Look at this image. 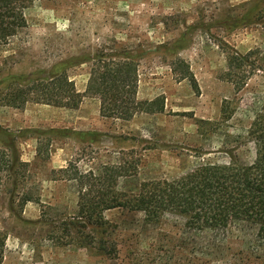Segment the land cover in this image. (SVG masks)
Returning a JSON list of instances; mask_svg holds the SVG:
<instances>
[{
    "label": "rangeland",
    "instance_id": "obj_1",
    "mask_svg": "<svg viewBox=\"0 0 264 264\" xmlns=\"http://www.w3.org/2000/svg\"><path fill=\"white\" fill-rule=\"evenodd\" d=\"M25 17L0 43V159L12 167L0 170L2 264H264L253 228L197 231L172 212L152 222L138 210L107 209L105 236L114 251L84 247L63 229L77 214V183L54 173L68 161L96 172L121 164L127 171L117 187L135 191L143 180H171L202 162H227L229 154L251 162L246 131L264 96V0H31ZM122 47L139 58L137 98L161 95L162 111L105 117L89 95L75 108L3 103L26 83L17 76L63 59H73L67 74L82 92L90 63L79 61ZM250 50L256 66L242 65L239 74L248 77L236 89L225 76L226 58ZM176 57L197 89L172 70ZM26 193L38 199L24 200Z\"/></svg>",
    "mask_w": 264,
    "mask_h": 264
},
{
    "label": "trees",
    "instance_id": "obj_2",
    "mask_svg": "<svg viewBox=\"0 0 264 264\" xmlns=\"http://www.w3.org/2000/svg\"><path fill=\"white\" fill-rule=\"evenodd\" d=\"M31 0H0V43L6 42L26 25L25 9ZM231 53L226 58L225 76L239 89L248 74L242 65L256 66L257 58ZM89 61V75L85 89H76L67 69L73 59L55 62L49 69H39L26 78V83L8 91L3 103L21 107L30 99L55 106L75 108L84 95L99 100V113L105 117L130 119L137 112H158L164 109L163 97L139 99L137 93L138 55L127 48H101L84 60ZM78 62V61H77ZM172 70L186 77L197 89L188 64L174 58ZM230 113L227 114V117ZM9 134L8 130H2ZM246 138L253 143L254 158L239 162L229 154L227 162H202L193 169L168 180H143L135 191L117 187L118 177L126 174L121 164H103L99 171L81 170L75 161H68L54 171L59 178L77 183V214L64 220L63 229L70 239L84 240V247L111 254L104 211L110 208L138 210L146 220L159 221L165 212L179 214L190 229L225 233L235 223H243L254 230V239L264 260V96L254 115ZM12 171L10 161L0 159V170ZM53 173V174H54ZM24 200H37L24 194ZM62 229V230H63ZM5 252V234L0 231V264Z\"/></svg>",
    "mask_w": 264,
    "mask_h": 264
}]
</instances>
